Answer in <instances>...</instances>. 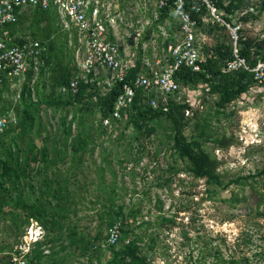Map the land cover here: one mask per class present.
Segmentation results:
<instances>
[{
    "label": "rangeland",
    "instance_id": "rangeland-1",
    "mask_svg": "<svg viewBox=\"0 0 264 264\" xmlns=\"http://www.w3.org/2000/svg\"><path fill=\"white\" fill-rule=\"evenodd\" d=\"M97 1L109 36L138 73L162 68L168 43L183 40L180 19L174 10L162 16L159 0ZM257 1L262 4L234 13L231 28L207 31L214 25L208 17L206 29H196L204 57L219 42L233 49L237 26L238 45L250 42L264 55V0ZM14 30L47 50L45 63L34 65L19 89L0 92V111L15 114L6 142L22 150H14L21 164L32 159L33 144L46 148L50 161H27L22 196L12 192L0 213L2 264L13 253H27L30 264H129L134 257L137 264H226L230 258L264 264V86L254 83L224 106L204 85L175 97L151 93L181 105L176 116L183 137L210 159L217 182L195 175L167 114L147 129L127 115L111 130L102 125L95 97L57 99L63 75L72 76L84 51L80 34L59 13L24 10ZM48 181L52 195L42 188ZM55 190L60 193L53 196ZM114 228L123 239L110 246ZM128 241L135 256L125 248Z\"/></svg>",
    "mask_w": 264,
    "mask_h": 264
},
{
    "label": "built area",
    "instance_id": "built-area-1",
    "mask_svg": "<svg viewBox=\"0 0 264 264\" xmlns=\"http://www.w3.org/2000/svg\"><path fill=\"white\" fill-rule=\"evenodd\" d=\"M193 10L204 13L202 21L207 24L208 17L220 28H231L226 19L225 11L218 5V0H192ZM184 0H159V9L171 7L181 21L183 40L179 44H170L169 58L162 68L152 72L139 73L133 81H127L129 72L136 65L132 59L124 57L120 46L109 38L108 20L104 17L97 0H0V91L7 87L19 89L34 65L45 63V45L39 40H25L18 43V36L12 32L24 10L39 9L56 11L63 16L80 34L83 54L76 59V70L68 85L58 88V94L65 99H71L79 93L82 85H87L88 93L105 96L115 86H121L110 116L102 119L106 129L114 130L125 116L131 115L137 92L142 93V103L154 110L169 109L167 99L159 101L151 95L153 91L160 92L166 98L179 96L186 87L176 79V72L182 67L201 72V63L206 61L202 54V44L197 40L196 29L201 28L192 19L189 12L183 10ZM235 27V41L232 49L233 58L223 67V72L245 69L255 73V83L264 86V61L251 69L245 58L241 57V46L238 45V30ZM160 64V62H159ZM38 67V66H36ZM200 86V85H199ZM209 91L207 84L204 85ZM188 89H192L187 87ZM97 93V94H96ZM21 94L18 93V97ZM177 102V100L175 99ZM15 118L12 111L0 115V133L5 132ZM122 238V233L114 228L108 236V244L116 246ZM39 239H37L38 241ZM36 241V242H37ZM17 250V249H16ZM0 264H2L0 260ZM8 264H29L27 253H13Z\"/></svg>",
    "mask_w": 264,
    "mask_h": 264
},
{
    "label": "trees",
    "instance_id": "trees-1",
    "mask_svg": "<svg viewBox=\"0 0 264 264\" xmlns=\"http://www.w3.org/2000/svg\"><path fill=\"white\" fill-rule=\"evenodd\" d=\"M193 3L194 2L192 0H184V5L182 6V8L183 10L191 14L192 19L197 22L199 27H204V23L202 21V16L204 13L197 14L193 10V5H194ZM260 4L262 3L257 0H218V5L225 11L226 14H229L230 16H234V13L236 11L244 12L250 8L258 7ZM29 10L37 11L38 13L56 12V11H42L39 9H29ZM160 12L162 13V16L167 17L171 15L173 9L171 7H167L162 10L160 9ZM22 17L23 14L20 16L18 22L12 27V32L14 34H16L14 30L15 26L20 22ZM227 20L228 22H231L232 19L228 18ZM243 20H247V18H244ZM109 38L113 40L110 36ZM17 42L23 43L25 42V40H21L18 38ZM170 44H174V42L168 43L167 49ZM243 45H244L243 47L241 46L240 55L241 57L246 59L251 69L255 68L260 60L264 61V55L257 53V51L254 50V47L250 42H245ZM212 51H213L212 55L208 56L206 61L201 63V68H202L201 72H195L191 68L182 67L179 71L176 72L175 79L183 87L186 88L190 87L192 89L197 88L199 85L207 84L208 87L210 88L208 92H210L211 94L219 95L220 100L218 104L219 106H224L239 99L243 94L249 91L250 87L255 83L254 80L255 73L245 69H240L232 72H223L222 69L225 66L226 62L233 58L232 49L223 44L214 48ZM64 55L65 53H62L61 58H64ZM44 59L46 60V53L43 56V60ZM75 70H76V61L73 71ZM73 71H72V76H73ZM138 74L139 73L135 67V69L129 72L127 81L128 82L133 81ZM63 76L64 78L60 82V85H58L57 93H56L57 94L56 97L59 101L63 103H67L77 99H82L86 96H91V97L94 96L93 94L87 92L88 91L87 85H82L77 95L71 96V99L63 98L61 95L58 94V88L61 87L62 85H68L72 78V76L68 78L69 77L68 75L67 76L63 75ZM121 90H122L121 86L117 85L111 92L107 93L105 96L96 93L97 105L100 108L102 119L107 116H110V114L112 113L115 102L117 100V97L121 93ZM168 103H169L168 105L169 109L167 111H164L162 108L159 110H154L148 105H147L148 108L145 109V105L142 103V93L141 91H138L137 97L132 107L131 115H135L136 117H138L141 127L147 129V127L150 128V124L152 121L156 120L157 118H159L164 114H167L174 121L176 125V133L174 137L176 146L193 164L195 175L198 177H208L209 179H213L219 182V176L215 175L210 169V159L206 155L197 152L192 147V144L187 142L183 137L182 127L178 125L179 122L176 116L177 111L178 109H180L181 105L175 102V99L174 101L170 100ZM11 109L12 108H8L6 110L0 111V115L6 111H10ZM33 121L34 119L32 120V122ZM9 133L10 131H8V129L5 132L0 133V153H1L0 154V213L7 205L8 197L12 192H19L20 196H22L20 193L19 183L22 175H24L27 172V169L29 167V162L31 161V163L36 164L38 162L45 163L50 161L48 150L46 148L38 149L36 145L33 144V146L28 150L29 154L33 155L32 159L29 160L28 158H26L25 162L21 164L19 161V156L18 157L15 156L14 150H17L19 153H21L22 150L19 149V147L17 146L15 147V144H13L11 148V145L6 142V138ZM5 156H6V160L2 158ZM27 161L29 162L27 163ZM7 178H9V180ZM51 182L53 181H48L42 184V188L48 189V191L45 194L52 195ZM7 184H10V186L7 187ZM57 192L60 193V191L55 190L53 196H56ZM20 199L22 202L23 201L22 197H20ZM39 212H42L41 209L39 210ZM122 239L123 236L119 243L122 242ZM125 248L128 249V251L131 254L135 252V245L131 241H128L127 245H125ZM129 255L130 254H128V252L126 253L125 251L124 258L127 259ZM137 263L139 262L137 258L134 257L133 261L129 264H137ZM225 263L251 264L248 258H230V260H228ZM29 264H30V260H29Z\"/></svg>",
    "mask_w": 264,
    "mask_h": 264
},
{
    "label": "crops",
    "instance_id": "crops-1",
    "mask_svg": "<svg viewBox=\"0 0 264 264\" xmlns=\"http://www.w3.org/2000/svg\"><path fill=\"white\" fill-rule=\"evenodd\" d=\"M233 16H230L229 14H226V19H231ZM206 25H204V27H201V28H199V29H206ZM221 29H223V28H220V27H218L217 25H212V26H209V27H207V31H210L211 32V30H212V32L213 33H218ZM220 45H223V42H219V43H217V45L215 46V47H213V48H211V50H210V52L208 53V55L205 57L206 59H207V57L208 56H210V55H212V53H213V49L214 48H216V47H218V46H220Z\"/></svg>",
    "mask_w": 264,
    "mask_h": 264
}]
</instances>
